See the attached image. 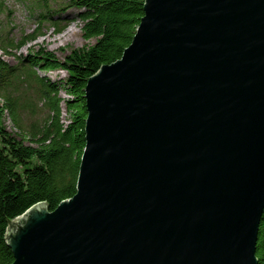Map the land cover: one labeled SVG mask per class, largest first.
I'll list each match as a JSON object with an SVG mask.
<instances>
[{
	"label": "water",
	"instance_id": "water-1",
	"mask_svg": "<svg viewBox=\"0 0 264 264\" xmlns=\"http://www.w3.org/2000/svg\"><path fill=\"white\" fill-rule=\"evenodd\" d=\"M85 98L77 191L11 221V264H259L264 0H145Z\"/></svg>",
	"mask_w": 264,
	"mask_h": 264
},
{
	"label": "trees",
	"instance_id": "trees-1",
	"mask_svg": "<svg viewBox=\"0 0 264 264\" xmlns=\"http://www.w3.org/2000/svg\"><path fill=\"white\" fill-rule=\"evenodd\" d=\"M68 1L79 10L76 19L83 22V38L95 42L74 48L63 59L43 47L22 57L30 66L27 76L38 83L49 113L43 124L26 134L12 133L6 126L5 119L10 115L17 128H24L23 107L2 88L5 77L15 74L18 67L0 59V264H11L14 260L6 238L11 221L39 202H45L52 211L62 200L75 195L86 146L87 81L102 65L122 57L144 16L145 0ZM58 19L54 23L57 33H61L66 25ZM25 43L23 40L12 45L21 47ZM36 67L65 71L62 87L70 98L63 99L58 82L39 76ZM63 102L69 115L66 124L62 120ZM257 255L259 264H264V213Z\"/></svg>",
	"mask_w": 264,
	"mask_h": 264
},
{
	"label": "rangeland",
	"instance_id": "rangeland-1",
	"mask_svg": "<svg viewBox=\"0 0 264 264\" xmlns=\"http://www.w3.org/2000/svg\"><path fill=\"white\" fill-rule=\"evenodd\" d=\"M78 12L76 7L70 6L68 0H0V59L18 67L15 74L5 77L2 88L5 93L17 98L23 107L21 110L24 120L23 129L14 125L10 115L5 119L6 126L12 133L20 131L26 134L35 126L43 124L49 114L44 106L45 100L39 93L38 83L27 76L30 66L23 62L22 57L28 52H34L43 47L63 59L74 48L95 42V39L85 40L83 38L81 30L83 22L76 19ZM57 19L59 23L66 25L61 33L56 31L54 21ZM70 27L74 35L61 37ZM23 40H26V43L21 47L12 45ZM2 46L8 49L5 50ZM34 70L39 76H45L58 82L61 90L60 96L66 100L70 98L62 87L66 78L65 71L43 70L40 67ZM61 106L62 120L66 124L69 115L65 102ZM25 142L31 143L29 140Z\"/></svg>",
	"mask_w": 264,
	"mask_h": 264
},
{
	"label": "bare ground",
	"instance_id": "bare-ground-1",
	"mask_svg": "<svg viewBox=\"0 0 264 264\" xmlns=\"http://www.w3.org/2000/svg\"><path fill=\"white\" fill-rule=\"evenodd\" d=\"M73 32H74V31H73L72 27H70V28H68L66 34L62 35L61 37H64V36H66V35H68L69 37H71V36L74 35Z\"/></svg>",
	"mask_w": 264,
	"mask_h": 264
}]
</instances>
